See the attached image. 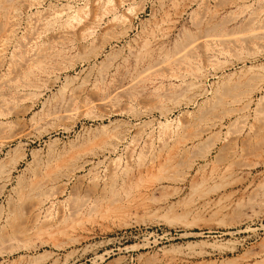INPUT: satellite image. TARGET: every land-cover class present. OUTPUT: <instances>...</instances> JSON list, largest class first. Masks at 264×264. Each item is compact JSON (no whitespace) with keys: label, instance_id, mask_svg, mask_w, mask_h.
I'll use <instances>...</instances> for the list:
<instances>
[{"label":"rangeland","instance_id":"374dc122","mask_svg":"<svg viewBox=\"0 0 264 264\" xmlns=\"http://www.w3.org/2000/svg\"><path fill=\"white\" fill-rule=\"evenodd\" d=\"M0 264H264V0H0Z\"/></svg>","mask_w":264,"mask_h":264},{"label":"bare ground","instance_id":"6f19581e","mask_svg":"<svg viewBox=\"0 0 264 264\" xmlns=\"http://www.w3.org/2000/svg\"><path fill=\"white\" fill-rule=\"evenodd\" d=\"M78 15L71 16L72 18H76ZM192 50V49H191ZM191 52V51H190ZM177 58V57H176ZM176 60V59H175ZM16 190V189H15Z\"/></svg>","mask_w":264,"mask_h":264}]
</instances>
